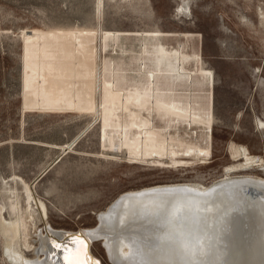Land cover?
<instances>
[{
	"label": "rangeland",
	"instance_id": "1",
	"mask_svg": "<svg viewBox=\"0 0 264 264\" xmlns=\"http://www.w3.org/2000/svg\"><path fill=\"white\" fill-rule=\"evenodd\" d=\"M96 1L0 0L6 220L9 188L24 209L21 180L45 169L46 220L77 234L122 192L221 178L235 147L264 161V0ZM231 175L264 180V165ZM4 248L0 231L11 264ZM90 253L112 264L101 239Z\"/></svg>",
	"mask_w": 264,
	"mask_h": 264
},
{
	"label": "bare ground",
	"instance_id": "2",
	"mask_svg": "<svg viewBox=\"0 0 264 264\" xmlns=\"http://www.w3.org/2000/svg\"><path fill=\"white\" fill-rule=\"evenodd\" d=\"M101 6L98 0V14ZM258 124L264 130V122ZM231 156L241 161L226 166L210 184L173 182L120 193L97 214L95 226L77 234L53 229L46 220V206L32 189L45 169L32 182L21 180L24 209L9 188L13 218L6 220L0 208L4 252L11 264H101L90 253V244L101 239L112 264H264V180L231 175L264 161L245 146L231 149ZM35 213L43 230L33 231L37 245L32 246Z\"/></svg>",
	"mask_w": 264,
	"mask_h": 264
},
{
	"label": "snow or ice",
	"instance_id": "3",
	"mask_svg": "<svg viewBox=\"0 0 264 264\" xmlns=\"http://www.w3.org/2000/svg\"><path fill=\"white\" fill-rule=\"evenodd\" d=\"M54 246L59 247V245H54ZM80 264H84V262H80Z\"/></svg>",
	"mask_w": 264,
	"mask_h": 264
},
{
	"label": "water",
	"instance_id": "4",
	"mask_svg": "<svg viewBox=\"0 0 264 264\" xmlns=\"http://www.w3.org/2000/svg\"><path fill=\"white\" fill-rule=\"evenodd\" d=\"M183 191H186V192H187L188 190H183ZM178 193H179V192H178ZM181 193H182V192H181ZM188 193H189V192H188ZM75 236H76V235H75ZM73 237H74V236H73Z\"/></svg>",
	"mask_w": 264,
	"mask_h": 264
}]
</instances>
